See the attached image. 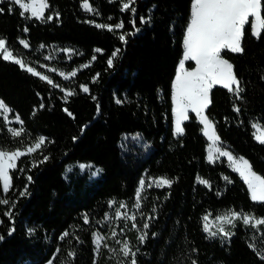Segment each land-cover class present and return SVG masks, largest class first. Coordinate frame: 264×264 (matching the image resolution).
Wrapping results in <instances>:
<instances>
[{"label": "trees", "instance_id": "trees-1", "mask_svg": "<svg viewBox=\"0 0 264 264\" xmlns=\"http://www.w3.org/2000/svg\"><path fill=\"white\" fill-rule=\"evenodd\" d=\"M82 2L48 0L45 17L52 15L51 20L21 16L19 6L0 2L5 9L0 14V37L7 38L26 62H45L40 46L57 45L74 49L64 67L80 68L73 81L53 73V84L59 85L53 87L0 57V99L14 109L13 116L20 115L26 130L14 138L0 119V145L14 149L46 137L45 144L23 157L12 171L13 188L0 194V199L15 203L14 208L0 204V264H47L50 259L53 264H63L72 251L76 253L72 264H94V259L95 264H117L122 259L118 249L110 253L103 246L94 257L92 234L102 229L100 222L111 211V201H134L145 175H163L174 183L143 192L139 212L144 219L136 211V224L141 226L148 216L153 217L143 244L132 221L127 227L123 238L133 250L139 247L138 264H191L192 260L198 264H264L256 253L264 248V229L255 234L239 223L232 237L221 241L208 236L203 220L205 215L230 210L264 217V203L251 200L246 183L226 159L208 160L209 140L194 112L183 124L184 133L177 136L174 132L173 81L183 57L192 0H135V28L130 23L132 13L122 8L127 0H89L96 10L93 14L83 9ZM141 16L151 17V21L142 23ZM121 20L122 30L96 26ZM251 25L249 18L243 53H222L241 81L243 99L223 86H214L206 114L221 142L264 176V144L254 138L253 127L256 123L264 127V32L257 39ZM133 31L127 43L119 39L122 32ZM20 40L28 41L30 47L25 49ZM117 48L120 53L110 67L107 61ZM85 64L89 66L83 67ZM80 85H87L89 92H83ZM63 88L75 94L65 100ZM117 99L123 102L117 103ZM234 106L241 111H234ZM45 156L46 161L32 166L33 160ZM77 162L97 165L101 176L86 186L82 181L71 183L67 168ZM25 187L27 194L21 196ZM7 211L12 212L11 220ZM12 228L15 230L9 234ZM29 228L34 233L29 234ZM65 231L69 236L60 240Z\"/></svg>", "mask_w": 264, "mask_h": 264}, {"label": "snow or ice", "instance_id": "snow-or-ice-1", "mask_svg": "<svg viewBox=\"0 0 264 264\" xmlns=\"http://www.w3.org/2000/svg\"><path fill=\"white\" fill-rule=\"evenodd\" d=\"M2 2V0H0ZM10 3L19 6L21 9V16H25L30 13V17L38 18L40 20L53 19L52 15L45 17V11L49 9L50 5L48 0H10ZM135 0H127V2L122 4V8L125 11H129L133 15V19L130 23L135 28L136 19V8L133 6ZM83 9L88 12L96 11L93 9L89 0H83ZM4 8L0 7V14H3ZM13 11L10 7L9 12ZM59 16V13H56ZM249 17H253V23L251 25V32L257 39L261 38V33L264 32V0H192L190 22L186 28V34L183 39V58L179 62V69L175 75V81L173 85V114L175 123V134L177 136L184 133L183 124L185 121L189 120V111L194 112L199 118L203 125L204 132L208 136V139L212 141V146H210L208 151V160L214 162L218 157H227L231 162L233 170L239 174V176L244 180L247 185L248 191L250 193V198L254 202L264 203V176L257 174L254 171L253 164L244 157H235L231 151L225 150L216 145L220 142V137L216 133L214 123L212 119L206 115V109L209 108L211 104L210 93L214 86L220 85L227 89L230 93H233L237 99H243L241 93H243L244 88L241 86V81L237 77L234 70V66L231 62L224 59L222 52L225 50L231 53H243L244 49L242 47V41L245 36V26L249 23ZM142 23H149L151 17L147 19L143 16L140 17ZM99 28L107 29L108 31L122 30L124 28V22L121 20L115 25L111 23L107 24H97ZM25 32L28 31L27 28L24 29ZM139 31V29H135ZM133 32H122L119 39L124 43H127V37L129 35H134ZM25 49L29 48L30 45L26 40L19 41ZM41 48L44 46L41 45ZM62 51L72 53V49H63ZM101 51L100 49L96 50ZM120 53V49L117 48L113 51L112 56L108 59L107 63L110 67L114 66V60ZM0 57L4 61H10L17 64L22 70H26L28 73L37 76L45 81H47L53 87H58L59 85L53 84V81L48 75H42L40 71H37L36 67L30 66L31 61L26 62L21 54L9 45L8 39L5 37H0ZM46 59H52L49 55ZM95 56L93 57V60ZM186 61H194L195 67L188 70L185 67ZM85 64L83 67H88ZM53 72L56 69H52ZM60 75L65 79L70 77H75L77 71L73 70L65 76L64 72H60ZM99 73H97V77ZM264 78V77H262ZM83 92L88 93L89 87L87 85H80ZM74 91H65L64 99L67 100L68 97L74 95ZM95 99V97H93ZM117 103H122L123 101L117 99ZM41 109L44 104L41 103L39 106ZM99 111V106H97ZM64 111H68L64 109ZM234 111L239 113L241 111L239 106H234ZM14 109L10 108L3 99H0V119H2L6 124H11L13 121L9 120L8 117ZM72 115L70 112L68 113ZM14 122L18 123L20 127H9L8 131L12 137L18 138L25 133V128L23 127V120L17 113L14 116ZM254 128H258L259 125L253 124ZM259 143L264 144V132L255 135L254 137ZM75 139V138H74ZM46 137L40 136L38 140L29 145L18 146L14 149H9L4 145H0V181H2V187H0V194H6L13 188V178L12 171L18 169V162L26 155H31L35 153L42 145L45 144ZM48 159L47 156L43 157L42 160H33L32 166L36 167L38 163H43ZM81 169L89 170L90 176H96L102 169L96 168L92 171L93 165H79ZM28 181L31 182L32 177H27ZM225 180H229L226 176ZM204 184H208L207 180L201 181ZM230 182V181H229ZM174 183L173 179L167 178L165 176H160L158 178H149L147 182V188H152L154 185L158 188H163L165 186L171 187ZM210 186V185H209ZM146 181L141 179L138 183V189L135 194V203L133 207L139 212L141 209V193L145 190ZM27 194V187L24 191L20 192V195ZM112 205H116V201L110 202ZM0 204L10 205L12 208L15 207L14 202H10L6 197L0 199ZM127 207L125 202H119L118 206L115 207L114 217L117 221L123 219L125 221H132V227L139 231L141 234L138 236V241L143 244L148 239L147 229L150 227V221L153 219L152 216H148L147 220L141 225L136 224L137 212H133L130 216L127 212H122L121 209ZM155 209H153V212ZM7 217L11 220L12 212L7 211L5 213ZM210 215V214H209ZM209 215L203 217L204 230L208 233L210 238H215L217 236H222L224 238H230L234 233L225 230V225L235 227V221L240 220L245 227L251 226L254 230L259 229L264 226V217H258L255 213L243 212L230 210L223 215H218L213 223L219 222L216 230H213L209 225ZM141 219H144V213L139 212ZM84 223H89V217L87 214L84 215ZM111 217L106 214L103 221L100 223H111ZM2 223V221H0ZM15 229L12 228L9 231L11 234ZM123 228L120 229L123 232ZM34 228H29V234L34 233ZM117 231L115 229L111 230V237L115 238L117 236ZM93 244H94V257L99 255L101 251V246L108 248L109 245L106 243L107 236L101 234L97 231L93 234ZM156 234L153 233V236ZM69 236V232L65 231L59 237L60 240H64ZM3 237L0 236V240ZM78 240L79 237H76ZM255 241V234L252 238ZM262 242H264V236L261 237ZM117 244L122 246L118 250V254L123 257L121 260H117V264H138L137 254L139 253V247L135 250L130 246L127 240L123 242L117 240ZM251 246V245H250ZM60 249H57L59 252ZM112 252H117V249H111ZM197 251L193 249V252ZM257 255L264 260V248H258L256 250ZM75 251L69 252L67 259L63 264H72L75 259ZM48 264H53L50 259ZM95 264V259H94ZM191 264H198V261L192 260Z\"/></svg>", "mask_w": 264, "mask_h": 264}, {"label": "rangeland", "instance_id": "rangeland-1", "mask_svg": "<svg viewBox=\"0 0 264 264\" xmlns=\"http://www.w3.org/2000/svg\"><path fill=\"white\" fill-rule=\"evenodd\" d=\"M2 1H9L10 0H2ZM25 2H27V0H25ZM90 3V2H89ZM82 5H83V2H82ZM94 9V8H93ZM86 11V10H85ZM46 12V11H45ZM88 12V11H87ZM89 13H94L93 12H89ZM28 15H30V13H27ZM249 18H252V17H249ZM63 49H72L73 52L70 54L68 52H65V51H62ZM40 50L44 53V60H46L45 62H41V63H38L39 65H32L30 64V66L32 67H36L37 68V71H40L42 73V75H48L49 78L53 81L51 75L54 73L56 75H58L60 78L64 79V80H67V81H73V79L75 77H70L69 79H65L63 76L60 75V72H64L65 73V76H67V74L73 70H76L77 73L79 71L80 68H75V69H72V70H67L64 66L65 64H67V62H69L72 58V54H74V49L71 48V47H61V46H57V45H51V46H44L43 48H40ZM223 53V52H222ZM49 55L52 56V59H46V57H48ZM183 58V57H182ZM224 58V57H223ZM188 62H191L193 64V67L190 68L187 66V63ZM185 67L188 69V70H191L195 67V62L194 61H186L185 62ZM52 69H56L55 72L52 71ZM63 91L65 93V91H71L70 89H65L63 88ZM191 113V111H189V114ZM207 115V114H206ZM198 118V117H197ZM9 120L13 121L11 124H8V127H15V128H18L19 127V124L14 122V116L12 115V113L9 115L8 117ZM199 120V118H198ZM200 121V120H199ZM201 123V122H200ZM15 124H18V126L16 127ZM202 124V123H201ZM257 125H259L258 128H255V135H258L260 134V132H264V127H262L259 123H256ZM202 128H203V125H202ZM203 131H204V128H203ZM174 132H175V123H174ZM207 136V135H206ZM208 138V136H207ZM209 140V139H208ZM210 146H212V141L209 140V144H208V147H207V158H208V151H209V148ZM217 147H221L225 150H228V151H231L228 147H226L220 140V142H218V144L216 145ZM232 152V151H231ZM233 153V152H232ZM233 155L235 157H241V156H237L236 154L233 153ZM226 159L227 161V164L230 166L231 169L232 166H231V162L227 159V157H218L217 159L214 160V162L216 161H219L221 159ZM212 162V163H214ZM88 165V164H91L93 165V169L92 171H95L96 168H99L97 165L93 164V163H90V162H77V163H72L68 166L67 168V172H66V177L67 179L73 183V181H75L76 183H79L80 181L83 182L84 186L90 184L93 180L99 178L101 176V172L96 175V176H90V173H89V170H86V169H81L79 167V165ZM100 169V168H99ZM258 174V173H257ZM149 178H155V177H149V176H144L143 179H145L146 181V187H145V190L147 189V182H148V179ZM155 186V185H154ZM144 190V191H145ZM143 191V192H144ZM143 192L141 193V197H142V194ZM115 201V200H113ZM125 202L127 207L125 209H121L122 212H127L128 215L130 216L133 212H136L137 210L133 207L134 203H135V200L130 203V202H127L125 200H118L116 201L117 204L116 205H112L110 203V206H111V211L108 213V215L112 218L111 219V223H102V229L101 230H96L95 232L99 231L101 232V234L107 236V240H106V243L109 245L108 248V251L110 253H114L112 251H110V248L111 249H118L122 246L121 244H117V240L123 242L124 241V238L123 236L125 235L126 231H127V227L129 226V223L131 222L130 220L128 221H125L123 219H120L119 221H117L114 217V210H115V207L118 206L119 202ZM112 202V201H111ZM228 211H225L219 215H223L224 213H226ZM218 215L216 216H211L209 215V225L211 226V228L213 230H216L219 222H216V223H213V221H215V218L217 217ZM241 223L240 220H237L235 221V227H231V226H228V225H225V230L226 231H230L232 233H234L235 231V228L236 226ZM123 228V232L120 231V229ZM248 228H250L251 230H253V232L255 234H261V231L264 229V226H261L259 229L257 230H254L253 228H251V226H249ZM112 229H115L117 231V236L115 238H112L111 237V230ZM208 234V233H207ZM232 237V236H231ZM230 237V238H231ZM230 238H224L222 236H217L215 238H211V239H219L221 241H227L228 239ZM103 248V245L101 246V250ZM123 259V257H122ZM48 264V263H47Z\"/></svg>", "mask_w": 264, "mask_h": 264}, {"label": "bare ground", "instance_id": "bare-ground-1", "mask_svg": "<svg viewBox=\"0 0 264 264\" xmlns=\"http://www.w3.org/2000/svg\"><path fill=\"white\" fill-rule=\"evenodd\" d=\"M178 69H179V67H178ZM178 71V70H177ZM174 81H175V79H174ZM174 81H173V85H174ZM174 90V89H173ZM173 107H174V105H173ZM205 133V132H204Z\"/></svg>", "mask_w": 264, "mask_h": 264}, {"label": "crops", "instance_id": "crops-1", "mask_svg": "<svg viewBox=\"0 0 264 264\" xmlns=\"http://www.w3.org/2000/svg\"><path fill=\"white\" fill-rule=\"evenodd\" d=\"M253 20H254V18L252 17V23H253ZM225 59V58H224ZM227 60V59H226Z\"/></svg>", "mask_w": 264, "mask_h": 264}]
</instances>
